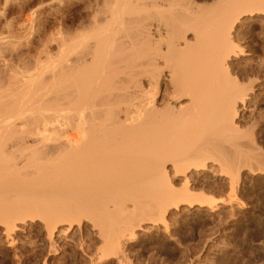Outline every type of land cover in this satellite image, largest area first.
Segmentation results:
<instances>
[{"label": "bare ground", "instance_id": "6f19581e", "mask_svg": "<svg viewBox=\"0 0 264 264\" xmlns=\"http://www.w3.org/2000/svg\"><path fill=\"white\" fill-rule=\"evenodd\" d=\"M203 1L208 5L196 0L86 1L90 18L80 21L69 38L53 39L51 64L48 59V66L38 65V73L32 69L26 77L25 71L26 78L14 82V76L9 82L3 77L8 84L0 83L5 94L0 99H16L0 116V228L6 246L16 247L15 236L28 221L42 222L51 242L57 234L62 237L64 225L73 231L89 224L102 244L98 261L117 258L129 264L124 247L145 224L162 225L166 232V217L182 205L213 212L234 201L240 169L250 166L248 173H254L249 152L258 158L262 151L255 141L257 150L243 151L245 143L240 147L244 136L252 137L242 134L246 130L238 128L237 118L253 85L244 86L231 72V59L245 53L233 30L248 18L264 16V0ZM38 85L47 93L34 96ZM206 171L231 179L230 200L192 188Z\"/></svg>", "mask_w": 264, "mask_h": 264}, {"label": "rangeland", "instance_id": "374dc122", "mask_svg": "<svg viewBox=\"0 0 264 264\" xmlns=\"http://www.w3.org/2000/svg\"><path fill=\"white\" fill-rule=\"evenodd\" d=\"M86 1L89 2V0H0V66L1 64L6 65H3V68L0 67V73L1 70L2 73H5L0 74V79L2 78V80H0V83H2L3 80H7L9 82V79L12 80L13 78V82L15 79H21L19 76L24 77L23 75L25 71V76L28 73L30 74L36 68H38L39 64L41 65L43 63V65H45L44 63H47L49 61V63L51 64V60L53 61L54 59L51 58L54 57V45L52 43L54 41L53 39H66V36H71V31H73L74 28L81 24L82 21H87L90 18L88 16H90L91 12L87 9L88 6L87 8H85V6L88 5ZM196 1L199 6H203V4L208 5V3L203 0ZM88 13L89 15H87ZM161 17L164 19L163 23L165 24L164 21L167 20L166 17ZM258 17L259 18H254L252 20L248 18V20H245L246 22H240V24L238 23L239 26L238 24L235 26L233 30L234 35L235 33L237 35H235V38L237 40H240L239 43L237 41V44H239V46L244 49L245 53L237 59H235V57L231 59L230 69L234 77H236L237 79H239L240 77L241 84L243 83L244 86L248 84L247 86L249 88L252 87L249 86L250 84L253 85L251 90H249L246 86L247 89L252 93L248 92V96L250 97L248 98L246 105L244 104V106H240L237 118L238 128L241 126L240 130H246L245 133L240 132V135H247L248 133V136H251L252 134L251 139L248 138V140H250L252 143L247 142L248 140L244 139L245 136L242 140H240L241 138L239 139L240 141H242V146H240L241 143H238L239 141H237V143L241 148H243L245 144L248 145H246V147L249 148L245 149L246 147H244V150L242 149L243 151H248L250 150V148H253L252 150H257L258 147L255 148V145L253 144L255 141L256 146L258 145L261 147L260 149L258 148V150L262 152H257H259L260 156L262 157L264 156V70L262 71V66L264 68V64H262L264 63V16ZM167 18L169 19L170 16H167ZM257 19L260 21H258ZM171 20L169 21V24ZM240 32H242L243 36ZM187 38L194 39L191 34H187ZM1 45L3 46L1 47ZM48 54L50 55V57L48 56ZM48 59L49 61H46ZM258 64H261V67ZM7 65L9 67H7ZM45 66L48 65L46 64ZM5 67L6 70H4ZM42 67L43 66H40L39 68ZM232 68L234 70H232ZM38 69H36L37 71L35 70L36 72L34 71L35 74L38 73ZM233 71L234 73L235 71L237 73L234 74ZM10 73L13 74L10 75ZM46 73L49 72L47 71ZM35 74L33 73V75ZM238 74L240 76L237 77L236 75ZM242 75L244 79L242 78ZM5 76L8 79L5 78ZM11 76L14 77L11 78ZM47 76L49 75L47 74ZM241 80L244 81L242 82ZM7 81L5 83L8 84ZM248 81H251V83ZM1 85H3V83ZM41 86L42 85H38V87L33 89L31 93L34 96L46 94L47 92L40 91ZM14 93L16 95L21 94L19 90L15 91ZM0 95L4 97L5 94L3 90H0ZM9 98L6 97L0 99V116L5 115L8 109L11 110L13 108L11 107L10 109L9 105L13 106L15 104L12 102L14 99H11L9 102ZM249 99H251V101ZM252 138L256 139L253 140ZM243 140L245 142H243ZM245 153L247 154L248 152ZM249 154L253 156L257 153L254 154L252 153V151H250ZM251 156L250 158H248L250 161L252 158V161L254 163L255 161L260 160V163L259 161L257 162L259 163V166L257 165V163H251L252 169L254 167V173L250 172V174L248 173V168L250 166L248 168L245 167L243 169H240L244 172L241 171L242 174H239L240 177H238L237 180L236 178L234 180L235 194L233 193V195L235 196L232 195L234 201L230 203V205L228 204V202H226V204L224 203L225 205L223 207L221 206L222 203L221 205L220 203H217L215 208L218 207V204L220 206L219 208H217V210L214 209L215 211L213 212H211V210H209L210 208L208 209V207L202 208L198 207L197 205H195L196 207H189L187 205H184L183 207L182 205L181 207H179V209H177L178 211H176L175 209L170 212L171 214H168L170 218L166 217V220L168 221V232H164L165 229H163L164 231L161 230L162 228H164L162 225L157 224L158 226L156 228V225L152 224L154 226V228H152L151 224H145L143 228L146 229L142 232L139 231L140 233H137V238L133 239L131 243L129 242V244H127V247H124V250H127L126 252H128L125 253L129 254L127 255V257L129 256V259L127 258V260H129V264H264V171L262 172V170H264V158L262 157L263 161L261 163L260 156H257L258 158L260 157L259 159L256 158V156ZM254 158H256L257 160H254ZM250 161H247V163L250 164ZM249 164H247V166ZM255 165H257L258 167ZM258 168H261L260 172L255 171L258 170ZM217 172L218 174L215 172L213 173V171H206L205 174L207 176L203 174L197 177L196 180H198L196 182L198 184H196V182L193 183L194 186L192 188H198V192L204 191L206 196L211 195L209 198H218V200L225 199L226 201L229 198L230 200L231 196L228 195V193L231 190L232 183L227 181H230L231 179H228V177L222 175L219 177L221 173L220 171ZM211 173L213 174V176ZM202 176H204V178ZM205 177L207 178L205 179ZM212 178L214 179V181ZM207 179L209 180L210 184L212 181L211 185L209 183L207 184ZM222 179L225 181H223ZM179 181L180 180H176V185L180 183ZM229 183L231 187L229 186ZM204 184L206 188L203 186ZM198 185H200V187ZM230 192L232 194V190ZM236 205L239 207H236ZM229 207H232L233 210H231ZM182 208L187 209V213H185V209L183 210ZM191 208H193V210ZM197 208L201 209L198 210ZM194 209L196 210L194 211ZM189 210L192 212H189ZM224 211L226 213H224ZM214 212L216 213L214 214ZM207 213L208 216H206ZM217 213H220L221 215L219 214V216ZM172 214L173 216H171ZM210 214H214L217 216H211ZM35 222L28 221L27 224H30H26L24 226L25 233L23 232V230L17 236H15L17 245H15L16 247H14V249H16V254L14 253L15 250L13 248L6 246L8 242L5 240L6 237H3L5 235L0 228V264H90V261L91 264H107L108 261L109 263L110 261L111 263L113 262L112 264H120L117 258L113 259V261L112 259L105 260V262L103 261L102 263L101 261H98L101 258L100 255L102 254L100 249L101 247L99 248V246L102 244H100V239L96 237L98 236L97 232L92 230L89 224H87V226H82L83 228L81 227L80 229L76 228L75 230H73L76 234H74L72 230L67 231L68 226L64 225L63 231H65L66 229L64 234H68L67 237L70 236L71 238H73L71 239L70 237H66V239V235L64 234H62V237L60 238V236H57V234L53 237V241L55 242L54 243L53 241L51 242L49 239H47L48 234L45 225L40 221ZM84 227L86 228V230ZM148 228H150V231ZM88 234L90 236H88ZM86 235L88 238L86 237ZM95 237L97 238V240ZM81 240L84 241V244ZM51 244L52 246H50ZM81 244L86 246L88 245V247ZM81 246L83 247V250ZM95 246H97L100 251L94 250L97 248ZM90 248H92L91 251ZM93 250L95 253L92 254ZM86 252L90 253L92 256L90 254H87ZM93 255L95 256V258H92ZM89 257L91 258L89 259ZM93 259H97V262ZM126 262L127 261L125 260L124 264H126Z\"/></svg>", "mask_w": 264, "mask_h": 264}]
</instances>
